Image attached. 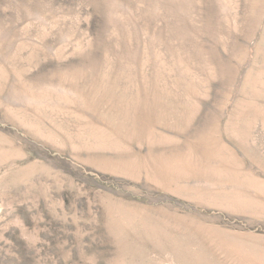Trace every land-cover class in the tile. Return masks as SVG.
<instances>
[{
    "label": "rangeland",
    "instance_id": "374dc122",
    "mask_svg": "<svg viewBox=\"0 0 264 264\" xmlns=\"http://www.w3.org/2000/svg\"><path fill=\"white\" fill-rule=\"evenodd\" d=\"M0 264H264V0H0Z\"/></svg>",
    "mask_w": 264,
    "mask_h": 264
}]
</instances>
